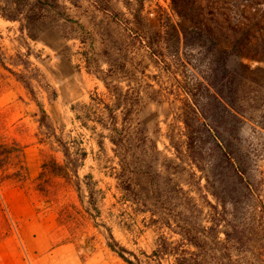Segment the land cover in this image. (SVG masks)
Returning a JSON list of instances; mask_svg holds the SVG:
<instances>
[{
  "label": "rangeland",
  "instance_id": "1",
  "mask_svg": "<svg viewBox=\"0 0 264 264\" xmlns=\"http://www.w3.org/2000/svg\"><path fill=\"white\" fill-rule=\"evenodd\" d=\"M1 11L15 19L0 14V141L24 153L0 168V264L25 256L4 198L12 187L36 191L58 210L62 240L108 264L122 263L116 251H153L163 236L178 244L187 227L210 240L202 251H262L264 0H0ZM6 67L37 75V100ZM97 96L122 103L118 124L133 137L124 162L107 128L77 118L73 107ZM59 139L79 165L70 179L41 175L46 159L67 164Z\"/></svg>",
  "mask_w": 264,
  "mask_h": 264
},
{
  "label": "trees",
  "instance_id": "2",
  "mask_svg": "<svg viewBox=\"0 0 264 264\" xmlns=\"http://www.w3.org/2000/svg\"><path fill=\"white\" fill-rule=\"evenodd\" d=\"M175 4V8L178 5V0H173ZM1 15L9 19H15L11 13L8 11H1ZM208 36H213L214 32L205 30ZM238 32L235 30V33ZM245 39V32L240 33V37L235 47L240 46ZM243 54V53H241ZM242 56V55H240ZM31 64L29 59H25L24 66L25 68ZM8 70L13 72L17 79L23 83V85L27 88V90L32 94V96L36 99V89L34 86V80H39L37 75H26V73L15 72L11 67H6ZM235 78L231 79V83L234 82ZM211 88H215V95L219 94V89L217 88L216 83H210ZM140 94V93H139ZM92 101L89 105H84L87 107V110L81 109V106H74V110L77 111V118L81 121L82 125L94 128L95 126L89 125V121H95L96 123H100L103 127L109 130V138L111 142L115 145L113 150L116 155L121 157V160H128L131 150L130 144L133 142V137L129 135V131L127 130V126L125 124L122 127H119V117L118 109L121 108V102H106V99L102 96L91 97ZM38 106L41 112L40 122L42 125H45L49 128H53V125L49 119V115L46 109L43 107L39 101ZM140 101L136 100L133 103H130V106L127 107V110L124 114L127 115L136 111L139 106ZM103 134V133H102ZM143 138L146 140L145 131L142 132ZM59 141L64 146V153L67 156V164H60L56 159H46L43 163V171L41 175L45 173V171L49 170L52 173H63L67 178H72V173L78 175L79 165L72 163V152L70 150L69 145H65L62 139ZM102 144L103 141L101 140ZM142 143V142H140ZM217 147H220L218 143H216ZM19 148V149H16ZM190 152H195L194 141L190 140L189 143ZM142 149H135V152ZM154 150L159 151L157 144L154 145ZM145 152V151H144ZM24 150L21 146L17 145V143L9 144L8 142L0 141V168L4 166V164L8 161H11L15 157H18L20 161H22ZM83 158H86L87 152L84 151L82 153ZM222 155V156H221ZM216 160L219 161L225 159V157L230 162V167L234 170H237L236 161L231 155H226L225 152H219L215 156ZM221 162V161H220ZM73 166V167H72ZM141 177L142 175L139 174ZM240 182H243V178L240 177ZM121 189L124 191V195L127 200H132L137 202L138 198L136 197L134 190L132 188V183L127 180L120 181ZM248 188L249 185L246 184ZM78 187H80V183H78ZM89 189L91 190V200L93 199L92 188L89 185ZM142 191L141 194H143ZM258 218L261 220L262 226L264 228V204H262L259 208L257 207ZM215 222L211 227H215ZM187 232L184 233L185 238H182L178 244L173 245V241H170L166 236L161 237V243H159L158 247L153 251H140L137 253L136 251H116L119 254V257L122 259L121 264H264V247L262 251H241V253L237 254L236 257L233 251H202L209 245L210 240L206 237H201V235H193L192 228L187 227ZM187 241L188 244H192L196 246L199 250H190L188 248H181L179 243L185 244Z\"/></svg>",
  "mask_w": 264,
  "mask_h": 264
},
{
  "label": "crops",
  "instance_id": "3",
  "mask_svg": "<svg viewBox=\"0 0 264 264\" xmlns=\"http://www.w3.org/2000/svg\"><path fill=\"white\" fill-rule=\"evenodd\" d=\"M4 198L25 249L21 264H108L95 249L62 240L58 210L43 206L36 191L12 187Z\"/></svg>",
  "mask_w": 264,
  "mask_h": 264
},
{
  "label": "water",
  "instance_id": "4",
  "mask_svg": "<svg viewBox=\"0 0 264 264\" xmlns=\"http://www.w3.org/2000/svg\"><path fill=\"white\" fill-rule=\"evenodd\" d=\"M85 240H86V244H87L88 243L87 238Z\"/></svg>",
  "mask_w": 264,
  "mask_h": 264
}]
</instances>
